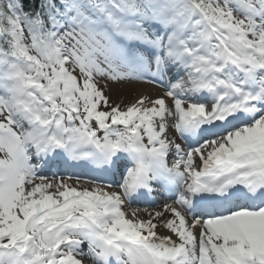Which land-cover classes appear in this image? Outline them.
<instances>
[{"label":"snow or ice","instance_id":"snow-or-ice-1","mask_svg":"<svg viewBox=\"0 0 264 264\" xmlns=\"http://www.w3.org/2000/svg\"><path fill=\"white\" fill-rule=\"evenodd\" d=\"M0 264H264V0H0Z\"/></svg>","mask_w":264,"mask_h":264},{"label":"bare ground","instance_id":"bare-ground-1","mask_svg":"<svg viewBox=\"0 0 264 264\" xmlns=\"http://www.w3.org/2000/svg\"><path fill=\"white\" fill-rule=\"evenodd\" d=\"M130 88L127 92L128 93H122V92H119L118 94L114 95L113 93L111 94V96L113 97V101L114 102H119L120 99L122 98L123 101L125 103L133 100L136 96H138L139 94H150L153 96V98H155L157 95L159 94H162L164 92V88L161 87L159 85V83H154V84H149V83H138L137 84L135 83H131V84H126V85H123L122 88L125 90L126 88ZM178 142L180 143H184V141L182 140H178ZM75 171L70 169L69 172H68V175L69 174H74ZM43 174V173H42ZM67 176V175H66ZM50 177V176H49ZM119 180V178L117 179ZM167 201V197H160L158 200H156V202L153 204V205H147V206H151V207H157L159 205H162L163 203H165ZM144 204V203H143ZM146 204L144 205H134V204H131V207H145ZM158 233L161 234V235H168L170 234L168 232L167 229L165 228H162V227H158L157 229ZM196 231L198 232L199 229H196Z\"/></svg>","mask_w":264,"mask_h":264},{"label":"rangeland","instance_id":"rangeland-1","mask_svg":"<svg viewBox=\"0 0 264 264\" xmlns=\"http://www.w3.org/2000/svg\"><path fill=\"white\" fill-rule=\"evenodd\" d=\"M120 84H112L111 85V92H109L108 94L110 95L112 101H113V97L111 96V94L113 93L114 95L118 94L119 92H123V93H128L127 91L131 88H126L125 90L122 88V86L124 85L123 83ZM127 84H131V83H127ZM126 85V84H125Z\"/></svg>","mask_w":264,"mask_h":264}]
</instances>
